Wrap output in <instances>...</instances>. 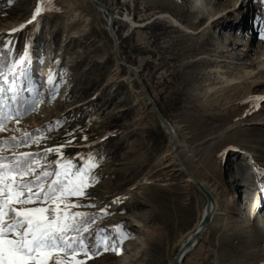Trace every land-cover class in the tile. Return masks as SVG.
Here are the masks:
<instances>
[{
  "label": "rangeland",
  "instance_id": "obj_1",
  "mask_svg": "<svg viewBox=\"0 0 264 264\" xmlns=\"http://www.w3.org/2000/svg\"><path fill=\"white\" fill-rule=\"evenodd\" d=\"M97 1L115 16L120 58L172 126L182 166L215 201L210 225L183 264H264V214L246 222L243 205L250 193L264 212V0ZM38 4L42 11L29 24ZM21 57L27 77L16 80L14 103L8 67ZM0 70V113L15 111L19 96L25 108L4 122L0 155L12 156L11 145L30 134L17 154L43 157L59 147L76 164L96 158L88 196L70 198L82 206L69 210L89 218L83 235L91 258L76 259L174 264L206 200L178 169L134 77L116 64L104 17L87 0H0Z\"/></svg>",
  "mask_w": 264,
  "mask_h": 264
},
{
  "label": "snow or ice",
  "instance_id": "obj_2",
  "mask_svg": "<svg viewBox=\"0 0 264 264\" xmlns=\"http://www.w3.org/2000/svg\"><path fill=\"white\" fill-rule=\"evenodd\" d=\"M41 11L42 6L38 4L28 23L35 21ZM260 24L264 40V19ZM24 63L25 58L21 57L8 67L13 77L8 91L14 103L17 102L15 82L27 77ZM3 75L0 70V76ZM3 83L8 81L5 79ZM4 91L0 85V93ZM38 102L39 98L31 101L27 110L31 111ZM24 111V106L18 104L15 111L0 113V131L4 130L6 120L13 116L19 118ZM25 137L23 141L13 138L12 156L0 155V264H83L76 257L82 253L91 258L83 235L89 230V218L86 213L69 210L82 206L70 198L88 196L86 189L93 184L96 158L89 156L76 164L70 158L65 160L59 147L46 148L43 157L39 153L17 154L16 147L21 143L27 145L33 139L30 134ZM35 142L39 143V137ZM5 144L6 141H0V147ZM53 152L57 159L50 162L47 155ZM37 166L41 171L37 172Z\"/></svg>",
  "mask_w": 264,
  "mask_h": 264
},
{
  "label": "water",
  "instance_id": "obj_3",
  "mask_svg": "<svg viewBox=\"0 0 264 264\" xmlns=\"http://www.w3.org/2000/svg\"><path fill=\"white\" fill-rule=\"evenodd\" d=\"M88 2L96 9L101 10L103 12L106 13V15L109 17V22L105 25L107 33L110 35V37L112 38L113 41V45H114V58L117 64L122 65L124 67V69H126L135 79V81L137 82L141 93L143 94L144 98L146 99L149 109L150 111L153 113V115L157 118L158 122L161 124V126L166 130V132L168 133V139H169V146L170 149L172 151V153H174L175 155V159L178 163V168L180 169V171H182L192 182V184L196 187V189L204 196V198L207 201V206L210 205L211 208V212L213 210V203L211 202V197L208 194V192L202 187V185L193 177V175L189 172H187L185 170V168L178 162L177 160V153L175 148L173 147L172 144V138L170 136V130L168 129V125L165 121V119L162 117V115L160 114V112L158 111V109L156 108L154 102L150 99L140 77L136 74V72L128 65H126L122 59L120 58V54H119V49H118V41H117V37L113 31V20L114 17L112 15V13L110 12V10H108L107 8H105L104 6H102L100 3H98L96 0H88ZM212 203V204H211ZM209 204V205H208ZM212 221V217H210V215H208L204 220H202L198 226V229L191 235V237H189V239L180 247V249L178 250L175 258H174V263L175 264H182V261L184 260V258L186 257V255L188 254V252H190V250L197 244L199 238L205 233V231L207 230L208 226L210 225Z\"/></svg>",
  "mask_w": 264,
  "mask_h": 264
},
{
  "label": "bare ground",
  "instance_id": "obj_4",
  "mask_svg": "<svg viewBox=\"0 0 264 264\" xmlns=\"http://www.w3.org/2000/svg\"><path fill=\"white\" fill-rule=\"evenodd\" d=\"M88 1V0H87ZM97 1V0H96ZM98 2V1H97ZM99 3V2H98ZM101 4V3H100ZM102 5V4H101ZM102 6H104V5H102ZM105 8H107L106 6H104ZM94 9H96V8H94ZM108 10H110L109 8H107ZM103 17H104V19H105V25L109 22V17L106 15V13L105 12H103V11H101V10H98V9H96ZM110 12L112 13V15H113V17H114V20H115V16H114V14H113V12L110 10ZM161 17H165L167 20H169L174 26H181L180 24H179V22L178 21H176L174 18H172V17H170L169 15H167V14H164L163 16H161ZM164 18V19H165ZM114 20H113V23H114ZM105 30H106V27H105ZM107 31V30H106ZM113 31H114V29H113ZM117 64V63H116ZM258 64V63H257ZM122 70H123V72H128L126 69H124V67L122 66V65H119V64H117ZM131 67V66H130ZM135 72H136V74L138 75V72L133 68V67H131ZM129 73V72H128ZM139 76V75H138ZM219 77H220V79L222 80V82L223 83H227L228 85H230L234 80H227V78L225 77V76H222V75H220L219 74ZM144 85V84H143ZM231 86V85H230ZM145 87V86H144ZM146 89V88H145ZM148 93V92H147ZM149 95V94H148ZM150 97V96H149ZM150 99L152 100V98L150 97ZM153 101V100H152ZM154 102V101H153ZM148 104V103H147ZM155 104V103H154ZM156 106V105H155ZM165 119V118H164ZM165 121H166V119H165ZM166 123H167V125H168V129L170 130V136H171V138H172V144H173V147L175 148V144H174V130H173V128H172V126L166 121ZM163 130L165 131V133H166V135L168 136V133L166 132V130L163 128ZM175 150H176V148H175ZM176 153H177V151H176ZM171 155H172V157H173V160H174V162L176 163V165H177V167H178V163H177V161H176V159H175V155H174V153H172V151H171ZM177 155V154H176ZM177 160H178V162L181 164V162H180V160H179V158L177 157ZM182 165V164H181ZM179 169V168H178ZM180 170V169H179ZM186 170V169H185ZM187 171V170H186ZM188 172V171H187ZM194 177V176H193ZM195 178V177H194ZM196 179V178H195ZM197 180V179H196ZM191 181V180H190ZM198 181V180H197ZM199 182V181H198ZM200 183V182H199ZM201 185H202V187L206 190V188L203 186V184L202 183H200ZM207 192H208V194L210 195V197H211V202L213 203V210H212V212H211V208H210V205L209 206H207V201H205V207H204V209H203V211H202V216H201V220H200V222L202 221V220H204L208 215H210V217H212L213 218V216H214V214H215V210H216V205H215V201H214V199H213V197H212V195L210 194V192L208 191V190H206ZM248 196H250V193H248L247 194ZM248 196H247V198L245 199V201L243 202V205H245L246 207H247V212H248V216H249V219H247V221L246 222H250V220L251 221H253L254 222V220H255V217L257 216V215H259L260 216V214L262 215V214H264V212L262 211V207H263V205H261V202H249V200H248ZM206 200V199H205ZM211 203V204H212ZM262 211V212H261ZM200 222H199V224H200ZM199 224H197V226L195 227V229L194 230H192L191 232H189L188 233V235L185 237V239L183 240V242H182V244H181V246L189 239V237H191V235L198 229V226H199ZM180 249V248H179ZM193 249V248H192ZM191 249V250H192ZM190 250V251H191ZM189 253V252H188ZM186 257H187V255H186ZM185 257V258H186ZM185 258H184V260H185ZM184 260L182 261V264L184 263ZM175 264V263H174Z\"/></svg>",
  "mask_w": 264,
  "mask_h": 264
},
{
  "label": "trees",
  "instance_id": "obj_5",
  "mask_svg": "<svg viewBox=\"0 0 264 264\" xmlns=\"http://www.w3.org/2000/svg\"><path fill=\"white\" fill-rule=\"evenodd\" d=\"M262 19H264V12L262 13ZM2 62H3V64H7L5 58L3 59ZM1 64H2V63H1ZM23 102H24V101H23L22 96H19V98H18V104H19V105H23ZM95 148H96L98 151L101 150V151H100V154H101V155H103V154L106 153V150L101 149V148H102L101 144H100V145H96ZM98 151H97V152H98ZM95 152H96V150H95ZM95 152H94V153H95ZM97 152H96V153H97ZM93 157H94V156H93Z\"/></svg>",
  "mask_w": 264,
  "mask_h": 264
}]
</instances>
